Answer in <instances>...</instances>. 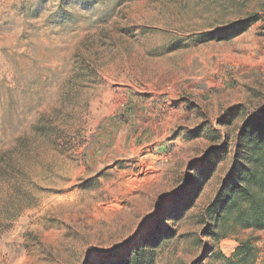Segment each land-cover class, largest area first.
Returning <instances> with one entry per match:
<instances>
[{
  "label": "rangeland",
  "instance_id": "374dc122",
  "mask_svg": "<svg viewBox=\"0 0 264 264\" xmlns=\"http://www.w3.org/2000/svg\"><path fill=\"white\" fill-rule=\"evenodd\" d=\"M262 114L264 0H0V264L159 229L155 264H264V228L206 215Z\"/></svg>",
  "mask_w": 264,
  "mask_h": 264
},
{
  "label": "trees",
  "instance_id": "16d2710c",
  "mask_svg": "<svg viewBox=\"0 0 264 264\" xmlns=\"http://www.w3.org/2000/svg\"><path fill=\"white\" fill-rule=\"evenodd\" d=\"M133 111L128 106L124 114H118L114 120L118 123L125 119L129 120L126 113L133 114ZM238 138L240 153L238 159L243 160L244 163L239 169L237 180L232 186L225 185L206 210V215L212 223L218 225L220 221H226L234 211H237L240 218L245 219L244 228L252 227L261 230L264 228V114L247 119ZM197 173L204 178L211 171L203 167ZM246 204L251 211V216L243 210ZM160 230L150 233V237L140 247L128 249L124 255L114 256V253L107 259L103 257L99 264H155L156 251L161 245L163 236ZM173 234L172 232L169 237H173ZM242 248H246L245 252L251 251V248L244 244L243 247L237 249V254Z\"/></svg>",
  "mask_w": 264,
  "mask_h": 264
}]
</instances>
